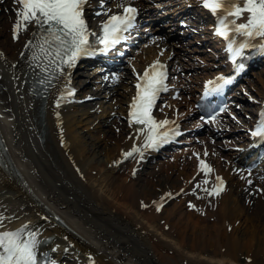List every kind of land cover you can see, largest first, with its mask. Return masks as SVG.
<instances>
[{
  "label": "bare ground",
  "instance_id": "obj_1",
  "mask_svg": "<svg viewBox=\"0 0 264 264\" xmlns=\"http://www.w3.org/2000/svg\"><path fill=\"white\" fill-rule=\"evenodd\" d=\"M12 1L0 0V231L27 226L22 238L29 231L36 233V250H48L46 264H264V171L258 172L264 170V158L263 168L249 172L241 151L231 148L223 153L216 141L211 142V135L221 133L229 122L227 114L209 124L196 119L188 124L196 110L190 101L196 97V84L218 70L206 71L211 62H195L206 56H195V47L156 39L140 49L131 63L137 66L159 51L169 62L170 80L178 92L176 99L174 90L166 96L153 114L165 119L178 106L183 127L196 126L206 134L187 137L191 145L176 152L156 156L142 149V157H125L134 144H143L144 133H137V125L129 126L125 111H120L110 123L103 120L107 128L98 129L102 139L88 142L76 126L95 117L89 110L77 114L70 107L80 104H69L95 92H65L78 86L67 77L76 73L79 63L63 74H53L51 66L47 73L35 66L32 56L41 55L36 45L42 42V30L30 24L13 39L19 5ZM106 1L103 7L101 0L89 2L86 15L91 25L119 2L150 6L144 0ZM241 17L244 22L246 17ZM161 46L173 53L161 52ZM186 65L201 71L188 78L181 72ZM123 69L116 76L108 73L107 80L101 77L111 94L115 85L129 78L126 65ZM49 76L38 89V79ZM258 78L257 92L264 98V74ZM242 135L239 140L246 134ZM207 146L210 151L204 155ZM167 154L172 156L163 160ZM202 159L212 168L207 176L200 171ZM216 174L226 180L225 188L210 196L203 189L215 185ZM183 195L189 196L186 206L178 199ZM10 213L17 218L8 217ZM50 234L53 237L46 240Z\"/></svg>",
  "mask_w": 264,
  "mask_h": 264
},
{
  "label": "snow or ice",
  "instance_id": "obj_2",
  "mask_svg": "<svg viewBox=\"0 0 264 264\" xmlns=\"http://www.w3.org/2000/svg\"><path fill=\"white\" fill-rule=\"evenodd\" d=\"M14 3L19 7L16 9L17 21L13 26V39L17 38L21 27L26 30L30 24H35L42 30L40 37L42 42L36 45L41 55L34 53L32 56L35 66L41 72L47 73L51 66L53 74L56 72L63 74L66 69L75 67L81 57L93 54L89 36H96V33L89 31L84 15L88 0H14ZM103 6L104 0H101V7ZM202 6L217 16L216 34L227 40L226 51L232 60L235 61L236 57L243 55L242 50L248 47V43L237 42L235 35L229 36V31L246 38H264V0H243L242 6L238 5L236 0H202ZM117 7L122 8V11L108 15V18L102 22L101 34L97 36L96 42L103 45L99 49L101 52L108 51L125 39L123 34L135 26L138 9L131 3H122ZM221 11L229 17H240L247 13L246 23L226 21L219 14ZM30 44L31 42L25 44V48H28ZM261 47L264 50V45ZM242 68L243 64H239L237 71ZM164 69L163 64L154 61L145 69L143 75L138 77L137 91L129 105L128 118L129 126L133 124L141 126L137 128V133H144V142L140 147L134 144L130 151L123 153L125 157H130L134 153H139L142 157V149H155L167 143L170 134H179L175 129H166L167 125L174 124L173 121L167 119L158 121L152 115V109L159 94L167 91L165 84L167 73ZM48 79L50 80L51 76ZM44 82L40 81L41 84ZM207 83H214L215 86L210 91L217 92L224 85L231 83V79L221 75L215 82ZM73 91L70 89L67 94L70 96ZM251 135L264 139V121L251 132ZM200 165L202 166L200 171H203L205 176L212 171L204 160H200ZM215 180L217 183L210 190L203 189L210 196L219 195L224 190L223 179L216 176ZM203 183L207 184L208 180L205 179ZM196 187L199 188L200 185ZM165 196L170 198L171 193H166ZM189 206L194 207L191 203ZM157 210L159 211V206ZM26 227L14 232H0V264H37L36 247L40 242L36 239L35 232L29 231L26 237L22 238V232L26 230Z\"/></svg>",
  "mask_w": 264,
  "mask_h": 264
},
{
  "label": "rangeland",
  "instance_id": "obj_3",
  "mask_svg": "<svg viewBox=\"0 0 264 264\" xmlns=\"http://www.w3.org/2000/svg\"><path fill=\"white\" fill-rule=\"evenodd\" d=\"M263 64H264V59H263ZM197 69H188L186 70V72L189 73H193L195 72ZM264 71V65H262L259 68H255V69H251L250 72L244 77L243 82L240 84V86H245L246 88L249 87L250 85H252V92H257V86L259 84V76L263 75ZM94 72V68L92 67H88L86 66L85 68H83L80 72H78V74L75 76V78H85V80H88V75L87 74H92ZM95 80V79H94ZM251 81L253 82V84H251ZM99 82L98 81H93L92 83H90L89 85H87L84 90L88 91V92H95L98 91V94H93L95 96L94 99L88 100V104L87 105H82L80 104V106H72L70 107V109L72 110L73 108V112L76 111V113H80L83 110H91L90 112L92 113V117H95L94 120L91 123H88L86 125H78L76 126V129L80 130L79 132L81 133H85V139L89 142V141H94L96 140V138H100L102 139L101 133L98 131V129H105L107 128V125H103V120L104 119H108L107 121L109 122L110 117L112 116V114L114 112H118L121 109V105L122 102L119 101V98L123 99V94H125V87L124 85L122 86H118L117 88V93L109 96L108 92H106L105 90H98V86ZM254 88V89H253ZM83 90V89H82ZM262 90V89H261ZM81 95V93H80ZM118 99V100H117ZM246 106V105H245ZM99 120V122H98ZM244 127V126H243ZM239 130L238 134L236 135H231V134H226L224 136L221 137V143L224 146L223 151L227 150L229 148V144H227L228 140H233L235 137H237L240 133H242L244 131V129ZM91 133V134H90ZM90 134V135H89ZM171 156V154L167 155L166 157H162L163 159H167ZM163 175H161L162 177ZM184 197V196H183ZM184 203L183 206L188 204L189 199L187 197L183 198Z\"/></svg>",
  "mask_w": 264,
  "mask_h": 264
}]
</instances>
